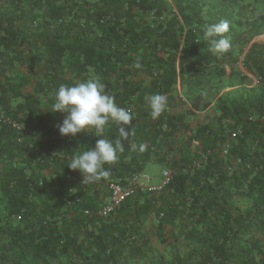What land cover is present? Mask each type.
Listing matches in <instances>:
<instances>
[{"label":"trees","instance_id":"trees-1","mask_svg":"<svg viewBox=\"0 0 264 264\" xmlns=\"http://www.w3.org/2000/svg\"><path fill=\"white\" fill-rule=\"evenodd\" d=\"M258 2L0 0V264H264V52L251 56L254 86L219 85L237 74L239 27L264 32ZM221 21L228 30L209 37ZM221 37L223 54L210 43ZM96 76L133 121L111 175L82 183L67 165L100 137L61 136L65 114L52 110L61 85ZM216 84L215 115L192 127ZM156 93L168 105L154 120ZM103 138L120 140L118 126ZM148 163L167 183L97 215L106 182L126 186Z\"/></svg>","mask_w":264,"mask_h":264},{"label":"clouds","instance_id":"clouds-1","mask_svg":"<svg viewBox=\"0 0 264 264\" xmlns=\"http://www.w3.org/2000/svg\"><path fill=\"white\" fill-rule=\"evenodd\" d=\"M228 30V22L221 21L208 29V36L222 34ZM213 51L223 54L231 48L227 38L211 39ZM141 67L139 62L135 65ZM168 97L156 93L148 97V107L152 119H158L167 109ZM52 111L65 114L62 124L58 126L61 136L75 137L81 131L94 132L100 137L93 148L86 147L81 152L75 153L67 165L71 170L79 171L83 176L82 183H93L108 178L111 169L105 168L106 164H115L119 154L124 151L123 140L130 135L127 126L133 121L130 110L120 107L115 102V97L106 91V86L99 76L71 86L61 85L55 93V102ZM114 123L118 126L120 140L113 142L103 138L106 127ZM145 150L144 145H139V151Z\"/></svg>","mask_w":264,"mask_h":264},{"label":"rangeland","instance_id":"rangeland-1","mask_svg":"<svg viewBox=\"0 0 264 264\" xmlns=\"http://www.w3.org/2000/svg\"><path fill=\"white\" fill-rule=\"evenodd\" d=\"M248 1H253V0H248ZM257 9H258V12H264V3H261L260 0L257 4ZM249 26H250V23L247 21L238 29L239 34L243 39L241 45L238 47V50H237V57L239 60H240L239 57H240L241 53L243 54L244 49H247L248 48L247 46L249 44L251 45V42H252L251 40H256L259 38V36L264 35V32L256 34L254 36L247 35V33H248L247 29ZM245 56H246V54H245ZM245 56H244V59H245ZM250 61H252V59ZM237 62H238V60H237ZM237 65H238L237 63L234 65V70L236 69L237 71H239L236 68ZM243 65L244 64H242L241 66H243ZM235 75H237V74H234L232 77L227 76L224 78V80L221 82V84L219 83V85H221V91H226V89L224 90V88L231 86L232 84H234L235 82L238 81V79H237V77H235ZM241 77L243 78V80H246V78L244 76H241ZM219 85L216 84V85L209 86L207 91H206V94H205L206 100L210 101L213 104H214L213 99L215 97V94L217 93V90L220 88V87L218 88ZM214 107H215V104L213 107H210L208 109H205V110L199 112L194 117V119H197V117H198V120H200V119L208 117V115H211L212 109L214 111L216 110V109H214ZM215 113H216V111H215ZM144 174L149 177L151 184L157 185V184H160L162 182L161 169H160V166L157 164L148 163L144 169ZM153 244L159 251H163L164 247L162 245H159L156 240H153Z\"/></svg>","mask_w":264,"mask_h":264},{"label":"built area","instance_id":"built-area-1","mask_svg":"<svg viewBox=\"0 0 264 264\" xmlns=\"http://www.w3.org/2000/svg\"><path fill=\"white\" fill-rule=\"evenodd\" d=\"M162 182L160 184H151L150 179L144 173L140 174L138 177H134L128 181L126 186L121 185L119 180H108L105 184V189L109 192L108 200L105 204L97 208L96 214L99 216H107L114 213L120 203L128 196L134 193V190L140 186L141 188H146L153 191L160 190L169 179V172L167 169L161 170ZM137 181L139 184H134ZM85 213H89L85 211Z\"/></svg>","mask_w":264,"mask_h":264},{"label":"crops","instance_id":"crops-1","mask_svg":"<svg viewBox=\"0 0 264 264\" xmlns=\"http://www.w3.org/2000/svg\"><path fill=\"white\" fill-rule=\"evenodd\" d=\"M262 36H259V38L256 40H251L252 41L251 45L249 44L247 46L248 48L244 49L243 54L241 53V55L239 57L240 60L238 59V62H237L238 65L236 67L239 71H237L236 69L234 70L237 73V75H235V77H237L238 81L232 85L230 84L231 86L224 88V90L225 89L231 90L232 93H233V91L237 93L238 91H241L242 87H251L257 83L256 76H257L258 72L256 70L255 65L249 59L251 58L252 54H260L259 52H262V53L264 52L262 49V48H264V35H262ZM245 54H246V56H245ZM244 56H245V59H244ZM242 64H244V65L241 66ZM241 76H244L246 78V80L240 82L239 79ZM231 77H232V75H231ZM221 92H223V91H221ZM213 106H214V104L210 103V106L208 108L213 107ZM211 112H212L211 115H208V117L200 119V120H198V117H197V119L192 118V120L190 121L191 126L194 127L196 124L206 123V122L210 121L212 116L215 115V111L213 109ZM160 169H161V167H160Z\"/></svg>","mask_w":264,"mask_h":264}]
</instances>
